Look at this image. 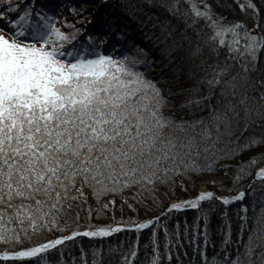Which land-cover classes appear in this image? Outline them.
I'll list each match as a JSON object with an SVG mask.
<instances>
[{"label":"snow or ice","instance_id":"1","mask_svg":"<svg viewBox=\"0 0 264 264\" xmlns=\"http://www.w3.org/2000/svg\"><path fill=\"white\" fill-rule=\"evenodd\" d=\"M232 4L244 19L221 14L210 0L122 3L121 10L143 14L142 24L155 21L153 29L159 24L156 43L175 61L172 87L184 93L177 106L201 113L176 117L165 111L172 87L165 94L145 74L151 64L139 59L143 49L121 47L114 39L122 40L125 32L115 27L113 12L101 15L91 32L69 20L63 25L71 31H64L56 14L63 4L0 0V264H133L136 245L108 257L103 249L93 250L91 260L83 246L79 257L72 255L65 241L103 238L127 226L90 219L81 224L78 211L71 220L74 201L86 203L91 195L99 202L109 194L127 200L124 191L133 190L132 199L147 207V194L158 209L163 207L159 186H183L176 177L215 171L218 161L264 145V0H217L228 10ZM153 9L183 24L179 38L173 35L177 26ZM72 12L84 22L87 11L77 13L72 6ZM262 160L264 152L235 165L220 164L235 168L230 177L225 171L231 187L222 180L207 183L227 194L202 189L169 203L159 215L132 222L137 231L151 226L144 245L148 264H264V166L252 176ZM234 204H239L235 239L228 213ZM189 208L195 210L193 224L176 221L170 229L171 212ZM87 214L92 216L91 206ZM214 216L220 218L222 239L209 255ZM157 230L163 232V250ZM55 232L61 234L45 235Z\"/></svg>","mask_w":264,"mask_h":264},{"label":"trees","instance_id":"2","mask_svg":"<svg viewBox=\"0 0 264 264\" xmlns=\"http://www.w3.org/2000/svg\"><path fill=\"white\" fill-rule=\"evenodd\" d=\"M102 0H52L53 3L59 5L63 4L66 7L70 8L72 11V6H75V8H80L81 10L78 11L76 9L77 13H80L82 11H87V16L85 17L84 22L82 23L79 19H73L69 20L72 21L73 24L76 25V27H82L86 31L91 32L95 27L96 23L95 21L99 20L100 14L98 12L97 7H99V4ZM108 2L112 3L114 1H118L119 4L117 12L118 14L116 16V25L115 27L120 28L122 27L124 29V32H127L128 30L133 33L134 31L139 33L137 36L140 39H135L137 42H133V35L131 36H123L122 40L121 37L117 36L114 37L115 40L121 41V47H131L134 45L142 44L143 47V55L139 57V59L147 61L151 64V67H149L145 74L152 79H155L158 81L159 86L162 88L165 94L168 93L170 87L177 84V81L174 79V74L171 71L172 64L175 63V61H166L165 59L168 58L165 54L164 58L159 54L162 52L161 47H158V43H156V33L151 29L150 24L154 23L155 21L150 22L148 26L145 27V24L143 25L141 21L144 19L143 14L138 13H131L128 11L121 10L122 8V0H107ZM217 2V0H214ZM46 2V0H45ZM231 3V0H229ZM256 2L259 4L260 0H256ZM103 8L106 10L107 5L103 4ZM220 8V7H219ZM223 8V7H221ZM111 7L108 8L110 10ZM226 9V8H223ZM114 11V10H113ZM156 12V10H153ZM224 11V10H223ZM160 12V11H159ZM230 15L228 17L230 19H244L243 13L240 11L238 7H236L235 4H232L231 10H228ZM165 14L168 19L171 21L172 25L177 26V30L183 27V24L172 18L167 13L161 12ZM222 13V11H221ZM236 13V14H234ZM160 14V13H159ZM157 12L156 15L160 16ZM133 15H136L135 19L133 18ZM75 16V13H74ZM164 17V16H163ZM66 20V19H64ZM91 20L93 23L89 24L88 21ZM252 21L249 19L248 23H251ZM203 21H201V24ZM159 26V24H157ZM64 31H71L66 25H63ZM175 33V32H174ZM177 35V38L180 36V32ZM191 34V32H189ZM78 37L82 36L83 33H78ZM153 36V38H151ZM139 41V42H138ZM153 42V43H152ZM75 43V42H73ZM106 47H110L106 45ZM151 48V51L149 50ZM148 54H152L147 58ZM207 54V53H206ZM223 56V52L221 53ZM260 60L264 61V52L260 54ZM208 63H211V59L207 61ZM156 69H159L155 71ZM172 79V80H171ZM192 83V81H186L182 84H189ZM172 90L174 92L173 97L169 98V106L165 108L166 112L174 113L176 117H188L191 115L199 116L201 113H190L185 110H180L177 106L179 101L182 99L184 93H178L176 92V89L172 87ZM206 111V110H205ZM259 129H257L258 131ZM245 135L248 134L246 131L244 133ZM236 135H240V132L237 131ZM264 152V145H260L258 147L251 148L249 150H246L242 152L241 154L233 157L232 159L228 160H220L217 162V169L212 172H204L200 174H191L192 178L188 179L186 177H176V179L183 180V186H181L179 183H177L174 188H169L167 186L161 185L159 186V191H157L156 195L159 197L160 202H162L163 207H160L157 209L156 204L153 203V200L150 196L145 194L143 196V199L146 201L147 207L144 204H141L138 200L132 199L133 190H125L123 193V196L128 197L127 200H124L121 198V194H109L102 196L100 201L97 202L96 198L88 195V199L86 203H81L80 201H74L73 202V212L69 213V219L75 220V212H79V223L84 224L86 222L91 221L93 224H112L115 226V224H125L127 225L124 228L119 229L117 232L111 233L108 236H105L103 238H88L85 236H80L77 238H74L73 241H65V245H71V253L73 256L79 257V250L80 247L83 246L84 251L88 257L89 260L92 259V252L93 250H96L99 254L100 249H103V255L105 257H108L112 253H118L119 251L127 252L130 245H136L137 246V258L133 261V264H148V254L145 253L144 245L149 241L151 233L149 229L151 226H148L144 229H140L137 231L135 228L131 227L132 222H138L142 221L147 218H151L152 216L159 215L161 212L164 211V207H167L169 203H171L172 200L176 199L179 200L181 198H188L195 194L197 192V189L201 185H205L209 187L211 190L215 191L217 194H227V193H221L219 186L217 184L207 183L209 180H222L224 184L231 187V180L225 178V171L228 172L229 177L231 174L235 171V168H229L227 170L222 169L219 167L220 164H238L243 160H247L249 157L256 155L257 153ZM264 165V160H262L260 163L256 164L254 168L252 169V176L255 175V170L261 166ZM252 176L247 177L245 180L241 181L242 184H247L249 181L252 180ZM255 187L258 189L257 195H259V184H256ZM85 192L87 193L88 190L85 189ZM167 193V195H162L161 193ZM110 200H114L115 203H108ZM250 198L247 195L246 190V196H245V203H249ZM108 203V207L104 208L101 211V214L99 216L96 215L97 210L100 208L101 204ZM131 205V207H129ZM91 206L92 209V216L89 218L87 214V210ZM259 207V205H257ZM239 207V204L230 205L228 207V213L229 218L232 221V234L233 239L236 237V232L238 229L239 221L236 216L237 209ZM253 215L251 206L249 204V216ZM195 216V210L194 209H182V210H174L170 214V218L168 220V226L171 229L176 221H179L181 225L185 221L191 226L194 221ZM163 220V218H162ZM252 221L249 220V225H251ZM220 224V218L219 216H214L211 221V231H210V237H211V243L209 244L207 248V252L209 255L213 252V245L218 249L220 245V241L222 237L217 233V226ZM61 233L55 232V233H47L45 234L47 238H53L54 235H60ZM157 236L161 242V250L162 249V243H163V232L160 230H157ZM246 238V237H245ZM202 243V240L200 241ZM59 247V246H57ZM185 249L189 251V256L192 255L191 249L187 247V243L185 242ZM151 249L149 248V252ZM183 258V257H182ZM65 260L67 257L64 258ZM174 264V261H173Z\"/></svg>","mask_w":264,"mask_h":264},{"label":"bare ground","instance_id":"3","mask_svg":"<svg viewBox=\"0 0 264 264\" xmlns=\"http://www.w3.org/2000/svg\"><path fill=\"white\" fill-rule=\"evenodd\" d=\"M90 1H92V0H90ZM100 1V0H99ZM101 2H103V4L105 5H107V7H106V10L103 8L104 6H103V4L102 3H100L99 4V7H97V9H98V12H99V14H100V16L101 15H104V14H106L107 12H113L115 15H117L118 13L117 12H119V10H118V6H117V4H119L118 3V1H114V2H112V3H110V2H108L107 0H102ZM122 2H131V0H122ZM210 3L213 5V7L216 9V11H218V12H220L221 13V11H222V13L221 14H224L225 12H227V16L228 15H230V13L228 12V9H223V8H219L218 6H217V2H215L214 0H210ZM109 7H111V9L110 10H108V8ZM78 11H80L81 10V7L80 8H76ZM63 10H66V8H64V9H60V11L61 12H63ZM114 10V11H113ZM154 10V9H153ZM224 10V11H223ZM156 12L160 15L159 17L160 18H163V16H166L165 14H163V13H161V12H159V11H157L156 10ZM72 14H73V19H74V13L73 12H71ZM234 14H236V13H234ZM133 16H136V15H133ZM67 20H69V19H67ZM64 20H62V22H63ZM149 24H150V22H149ZM149 24H145V27L146 26H148ZM144 25V24H143ZM151 29L156 33V37L157 36H159L160 35V32H159V26L158 25H156V28L155 29H153L152 27H151ZM178 32H180L179 31V29H178V31H176L173 35H174V37H176L177 38V35L179 34ZM139 33H137L136 31H134V28H133V33L132 32H130L129 30L127 31V32H125V36H131V35H133V42L135 43V42H137V40H135V39H140L137 35H138ZM151 38H153V36H151ZM139 42V41H138ZM153 43V42H152ZM158 45V47H161V48H163V44L162 43H158L157 44ZM139 46V48H141V47H143V45L142 44H139L138 45ZM150 51H151V48L149 49ZM163 58H164V56H165V53L162 51V52H160L159 53ZM152 54H148L147 55V58L149 57V56H151ZM166 61H168L169 59L168 58H166L165 59ZM206 63H208L207 61H206ZM157 70H159V69H156L155 71H157ZM172 80V79H171ZM264 166V165H263ZM202 189H210L209 187H207V186H205V185H201L198 189H197V192L195 193V194H193L192 196H190V197H194V196H196L197 194H198V192L199 191H201ZM211 190V189H210ZM213 191V190H212ZM190 197H188V198H190ZM188 198H181V199H179V200H185V199H188ZM174 201H177L176 199H174V200H172L171 202H174ZM189 252V251H188Z\"/></svg>","mask_w":264,"mask_h":264},{"label":"rangeland","instance_id":"4","mask_svg":"<svg viewBox=\"0 0 264 264\" xmlns=\"http://www.w3.org/2000/svg\"><path fill=\"white\" fill-rule=\"evenodd\" d=\"M58 15L61 17L60 20L58 21V23L63 19H69V20H73V14L69 11V10H63V12L58 13Z\"/></svg>","mask_w":264,"mask_h":264}]
</instances>
